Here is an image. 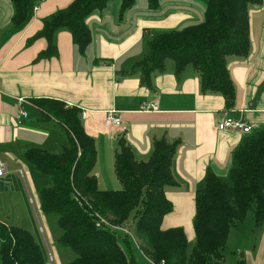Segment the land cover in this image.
<instances>
[{
	"label": "crops",
	"instance_id": "crops-1",
	"mask_svg": "<svg viewBox=\"0 0 264 264\" xmlns=\"http://www.w3.org/2000/svg\"><path fill=\"white\" fill-rule=\"evenodd\" d=\"M74 1L43 0L26 28L12 34V0H0V162L8 164L7 174L0 178L1 192L22 197L29 205V195L35 199L42 179L24 154L31 149L58 153L68 144L66 131L56 121H43L36 104L57 101L86 113L81 120L96 143L94 174L102 191L116 189L119 182L114 168L119 138L125 139L140 162L151 159L155 141L179 143L172 167L177 185L166 190L174 211L165 217L162 228H181L187 238V234L193 238L195 197L206 177L213 173L228 183L235 152L264 129V2L250 9V54L228 59L235 89L230 110L221 95L204 92L200 74L192 66L178 78L173 64L166 62V70L153 76L151 87L141 83L139 72L124 74L144 58L157 35L202 23L209 0H160L155 7L148 0H136L125 11L122 0H110L88 18L93 41L84 55L63 30L56 36L58 57L38 60L48 41L40 38L30 43L31 39L42 31L46 17ZM18 98L30 99L36 107H22ZM147 104H157L159 111L143 112ZM22 109L28 113L26 118L20 116ZM111 111L121 117V128H106ZM230 117L251 125L252 133L219 131L218 124ZM225 262L224 257L221 264ZM237 264H264V225L254 247Z\"/></svg>",
	"mask_w": 264,
	"mask_h": 264
},
{
	"label": "trees",
	"instance_id": "trees-1",
	"mask_svg": "<svg viewBox=\"0 0 264 264\" xmlns=\"http://www.w3.org/2000/svg\"><path fill=\"white\" fill-rule=\"evenodd\" d=\"M43 0H12V34L24 30L35 8ZM110 0H75L43 21V29L32 41L45 38L48 48L38 60L58 57L56 36L68 31L82 55L92 44L88 18ZM136 0H122L123 11ZM154 7L160 0H148ZM264 0H209L202 23L157 35L144 58L124 74L141 75V83L152 86L156 73L172 61L178 78L188 66L200 74L204 92L219 94L232 109L234 84L228 69L230 57L250 54L252 7ZM43 121H56L68 135V144L58 153L42 149L25 152V161L49 180L40 193L45 215H56L61 236L59 245L77 255L70 264H140L132 253L133 243L120 230L97 227L99 217L113 227L124 228L133 219L135 234L144 245L141 251L156 264H221L232 228L245 221L255 206V227L264 225V129L252 136L234 154L231 184L210 173L196 193L194 231L196 244L188 254L189 240L181 228L164 230L165 217L174 211L167 188L177 183L172 173L179 143L155 141L152 157L137 161L123 137L115 151V174L122 190L102 191L94 174L98 153L95 140L84 129L81 111L65 104L37 101ZM0 264H46L47 258L33 235L18 226H3L0 232ZM149 264V263H147Z\"/></svg>",
	"mask_w": 264,
	"mask_h": 264
},
{
	"label": "rangeland",
	"instance_id": "rangeland-1",
	"mask_svg": "<svg viewBox=\"0 0 264 264\" xmlns=\"http://www.w3.org/2000/svg\"><path fill=\"white\" fill-rule=\"evenodd\" d=\"M167 64H172L171 60L167 61ZM37 177L42 179L41 183L37 182V191L35 192V203L37 207V217L34 214L32 207L28 204V201L25 202L22 197L17 198L16 196L9 195L7 192H1L0 190V232L3 225L18 226L27 231H29L37 243L41 246L47 257L48 248L54 257L53 262H49L47 258L46 264H70L77 259V255L63 249L58 240L61 236V230L58 227V217L56 215H45L40 204V193L43 188L47 186V178L38 174ZM38 180V179H37ZM43 183V185H42ZM228 183L231 184V180H228ZM112 184L110 183L108 187ZM116 189H110L112 191L122 190L120 182L116 181ZM40 206V207H39ZM39 224L43 227L45 231V240L39 232ZM47 227V229H46ZM123 229L129 230L131 234L124 233L133 243L132 253L138 260L140 264H152V261L147 259L143 254L141 249L144 245L142 241L135 234V223L133 219L129 221V224L126 225ZM191 232L193 233V238L190 234L188 254H191L195 244V233H194V221L192 222ZM48 230V232H47ZM232 235L229 238L226 247L222 250V254L225 257L226 262L223 264H237V261L241 259L242 254L253 248L256 240L258 239V234L260 228L255 227V206H252L248 216L245 221L239 224L237 227L231 229ZM239 249V250H238ZM1 262V260H0ZM241 263V262H240ZM155 264V263H153ZM213 264H215L213 262Z\"/></svg>",
	"mask_w": 264,
	"mask_h": 264
},
{
	"label": "built area",
	"instance_id": "built-area-1",
	"mask_svg": "<svg viewBox=\"0 0 264 264\" xmlns=\"http://www.w3.org/2000/svg\"><path fill=\"white\" fill-rule=\"evenodd\" d=\"M17 100L22 107L23 106H30L32 108L36 107L35 104L33 103V101L30 99L18 98ZM142 111L143 112H158L159 106L157 104H147V105L142 107ZM20 116L22 118H26L28 116V113L22 109L20 111ZM81 117H82V119H84L86 117V113L81 112ZM122 124H123L122 119L117 112L111 111V112L107 113V117L105 120L106 128H108V129H110V128H121ZM218 129H219V131H223V132L231 131V132H238V133H241L244 135H250L253 131V127L251 125H249L248 123H246L244 120H242L241 118H233V117L226 118L225 120L221 121L218 124ZM7 170H8V164L6 162H0V178L4 177L7 174ZM20 174H21L22 178L24 179L22 171H20ZM29 202H30V205L34 211V214L37 217V207H36L37 205L35 203L34 198L31 195H29ZM103 226H108V227L114 228L116 230H120L124 233H128V235L131 234L129 232V230L123 229V228L113 227L106 219L99 217V222L97 223V227L101 228ZM39 232L42 235L43 239L45 240V231L40 224H39ZM47 256H48L49 262L54 261V257L52 255V253L50 252L49 248L47 251ZM153 263L154 262H152V264ZM161 264H165V262L162 261Z\"/></svg>",
	"mask_w": 264,
	"mask_h": 264
}]
</instances>
